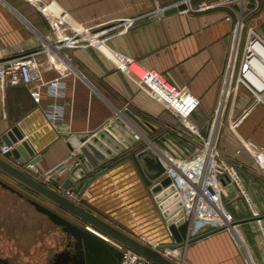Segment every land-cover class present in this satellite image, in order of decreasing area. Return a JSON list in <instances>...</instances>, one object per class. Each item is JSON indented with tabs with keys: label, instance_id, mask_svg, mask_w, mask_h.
<instances>
[{
	"label": "crops",
	"instance_id": "1",
	"mask_svg": "<svg viewBox=\"0 0 264 264\" xmlns=\"http://www.w3.org/2000/svg\"><path fill=\"white\" fill-rule=\"evenodd\" d=\"M173 1L0 0L2 59L38 50L45 36L59 34L66 21L51 11L50 3L64 10L68 20L80 27V34L73 28L70 33L75 37L82 35L64 46V53L73 65L70 72L45 70L34 80L33 86L42 93L40 102L34 101L30 87L24 83L6 85L0 91V137L19 124L37 151L46 149L38 164L41 169H48L70 154L74 155V161L80 155L78 149L72 152L68 148L62 134L95 135L118 116L154 140L167 130L185 129L129 71L125 66L128 60L153 69L174 86H187L198 99V105L188 116V124L207 135L218 100L236 81L239 64L232 69L233 52L236 49V61H240L249 38L248 31L244 35L238 33L244 5L249 8L250 25L264 40V0H209L223 4L151 18ZM89 34L98 39L90 41L86 38ZM55 77L66 85L61 99L48 93V81ZM52 103L62 104L64 108L62 121L56 126L46 116V109ZM225 106L218 147L227 159L233 158L235 149L241 148L232 160L241 184L237 180L225 181L223 196L234 221H241L188 243L182 253L178 254V249L162 250L165 256L182 264H264V217L245 220L264 214V174L255 165L251 153L241 147L244 140L256 151H264L260 127L248 130L247 126L249 118H264V103L240 86L235 94L229 92ZM130 113L148 125L150 131L142 130ZM229 118L236 123L241 120L237 133ZM140 150V142L133 143L76 182L73 189L83 193V206L87 210L139 241L152 247L174 243L150 191L155 182L147 178L136 157ZM7 159L14 161L13 157ZM71 167L69 164L61 175L55 174L59 181L68 176ZM4 189L0 185V229L4 227L1 215ZM12 215L9 210L4 216L11 219ZM203 229L209 230L206 221L195 222L190 236L201 234ZM0 245L12 246V241L0 240ZM40 254L34 257L35 264H48L45 254ZM3 255L11 260V255Z\"/></svg>",
	"mask_w": 264,
	"mask_h": 264
},
{
	"label": "built area",
	"instance_id": "2",
	"mask_svg": "<svg viewBox=\"0 0 264 264\" xmlns=\"http://www.w3.org/2000/svg\"><path fill=\"white\" fill-rule=\"evenodd\" d=\"M30 1L35 2L36 0ZM179 2H185L187 4L185 10H188L192 0ZM221 4H223L222 1H203L196 10L212 9ZM50 7L51 11L56 16L62 17L66 23L56 37L49 38L45 36L43 38L42 48L7 59L0 58V91L6 85L24 83L30 87V95L34 101L40 102L42 93L39 87L33 86L34 80L40 78L45 70L56 69L64 74L73 69L70 59L64 53V46L80 39L78 37L82 35L75 37L70 33L74 29L73 31L80 34V27H76L68 20V15L64 10L53 4L51 5V3ZM161 10L159 9L156 13ZM227 18L230 19L231 16L228 15ZM86 38H89L90 41L98 39L93 34L92 36L89 34ZM262 49L264 50V40L256 34H250L240 61H236V49L234 50L231 67L233 69L235 64H239V67L235 84L230 91L232 90L235 94L238 88L242 86L254 94L257 101L264 103V56L261 55ZM42 54H44V57H41ZM125 66L148 92L159 99L185 126V129L167 130L155 140L150 139L145 133L137 131L133 127L132 129L134 130V137L140 142V149L148 145L151 146L165 162L166 171L164 175H170L171 183L179 194V199L182 202L181 207L189 221V231L191 232L193 224L199 220L206 221L209 230L222 226L226 228L233 226L234 218L225 204L223 184L227 180L240 181L236 176L232 160L241 152V148L235 149L233 158L227 159L218 147L224 108H226L225 105L230 91H225L226 93L218 100L214 108L210 131L207 135H202L187 121L189 114L198 105V99L187 86H174L158 72L135 61L128 60L125 62ZM47 89L49 95L56 99L63 98L66 93V85L58 77L48 81ZM63 114V105L59 103H52L46 109V116L54 126L61 123ZM229 119L231 127L236 124V120ZM24 138L27 139L28 136L24 134ZM14 147V144L10 146L2 144L0 154L4 155L6 151ZM241 147H245L251 153L254 163L264 174V151H256L250 142L244 140H241ZM74 159V155L70 154L57 165L48 169H41L38 163L30 160L22 162L14 160L13 163L20 170L25 171L45 185L57 189L71 201L83 206L85 196L81 191L75 189L64 191L60 189L59 185H55L51 181L52 178L59 179L55 174L61 175L68 169L69 164L74 165L78 161V156L75 161ZM91 230L96 232L93 229ZM203 232H205V229L202 230ZM105 239L124 251L121 264H139L145 261L140 254L130 248L122 246L107 237Z\"/></svg>",
	"mask_w": 264,
	"mask_h": 264
},
{
	"label": "water",
	"instance_id": "3",
	"mask_svg": "<svg viewBox=\"0 0 264 264\" xmlns=\"http://www.w3.org/2000/svg\"><path fill=\"white\" fill-rule=\"evenodd\" d=\"M186 8L187 4L185 2H179L162 9L151 18L155 19L166 16L183 11ZM129 115L142 130L150 131L148 125L131 113ZM62 137L65 138V142L72 152L75 149L80 151L78 161L72 165L68 176L63 181L55 178L51 179L53 184L59 185L60 189L64 191L73 189L75 183L81 179H85L88 173H91L94 169L108 161L109 158L126 150L133 143L137 142V139L134 137V130L120 116L116 117L95 135L88 133L68 135L64 133ZM2 144L8 146L14 144L15 147L6 151L4 155L0 154V185L19 197L26 199L38 213L46 216L49 222L64 234L65 247L52 254L48 264H121L124 258V251L105 239V237L140 254L145 261L139 264H182L165 256L162 250L178 249L177 253H182L183 247L188 243L226 228L222 226L190 236L189 221L185 217L184 210L181 207L182 202L179 199V194L171 183L172 179L170 175H164L166 171L165 162L149 145L141 148L136 157L147 178L155 182L150 191L161 210L170 235L175 240L174 243H160L155 247L147 245L118 229L85 207L71 201L57 189L45 185L25 171L20 170L13 162L8 161L7 158L13 157V160H18L19 162L30 160L38 163L42 157V153L46 150L37 151L33 144L24 138V132L19 124L13 125L2 134L0 146ZM3 174L8 176L9 179H15L47 198L56 205L57 209H53L45 203L27 196L26 193L15 188L7 179H4ZM259 205L261 207V204ZM239 207L242 213L246 215L247 213L242 203H239ZM233 210L238 218V213L235 209ZM68 215L79 219L81 223L78 224L73 221ZM263 217L264 214L251 218L246 217L245 220ZM240 221L237 219L233 224ZM0 264L13 263L0 252Z\"/></svg>",
	"mask_w": 264,
	"mask_h": 264
},
{
	"label": "rangeland",
	"instance_id": "4",
	"mask_svg": "<svg viewBox=\"0 0 264 264\" xmlns=\"http://www.w3.org/2000/svg\"><path fill=\"white\" fill-rule=\"evenodd\" d=\"M160 2V0H157ZM164 2H168L170 0H162ZM182 0H174L172 5L178 3ZM184 1V0H183ZM203 1H209V0H192V3L190 5L189 9H198L200 7V4ZM163 7V5L161 6ZM166 8V7H165ZM164 9V8H163ZM249 8L244 5V10L242 11L241 21L239 22L238 26V33L239 34H245V32H249L250 34H256L260 38L262 37L261 33L252 25H250L249 16L247 15V10ZM243 37V36H242ZM262 39V38H261ZM263 103V102H262ZM234 120V119H233ZM241 121V120H240ZM240 121L234 125H232V129L234 132H238V125ZM258 121V123H257ZM248 130L252 129L255 130L257 127H260V132L263 135L264 138V118L263 119H255V118H249L248 119ZM256 165V164H255ZM257 166V165H256ZM4 179H7L9 183L13 184L15 188H18L20 191H23L27 194V196H30L34 199H37L41 201L42 203H45L46 205L50 206L53 209H57L56 205L52 203L47 198L43 197L39 193L33 191L32 189L28 188L27 186L23 185L19 181H16L15 179H12L8 176L2 175ZM4 189L3 191V198H2V218H3V224L7 226L8 229H11L12 227L19 228L18 233L14 234L13 232L9 231L8 235H5V232L3 231L2 235H0V239L3 237V239H6L8 237H17L18 245L14 244L12 242V246L0 245V252L3 254L11 255V260L13 264H35L34 257L39 255L41 252L46 253L45 254V263H49V259H51L52 254L54 251L62 250L65 247V238H62L64 234L50 222V225L52 226L50 229L47 228L46 223H49V220L46 216H44L41 213H38L34 207L29 204L26 199H23L22 197H17L14 194L11 195V193ZM11 210L12 211V217L11 219L6 218L4 216L7 214V212ZM70 219L80 224V220L73 216H69ZM45 222L44 226L40 227V223ZM24 225H26L29 229L28 231H23ZM34 228V229H33ZM16 230V229H15ZM12 230V231H15ZM44 230V231H42ZM30 232V233H29ZM45 233V234H44ZM46 240H45V238ZM43 240L44 242L43 244ZM18 246V247H17ZM18 249H20L18 251ZM41 255V254H40Z\"/></svg>",
	"mask_w": 264,
	"mask_h": 264
},
{
	"label": "flooded vegetation",
	"instance_id": "5",
	"mask_svg": "<svg viewBox=\"0 0 264 264\" xmlns=\"http://www.w3.org/2000/svg\"><path fill=\"white\" fill-rule=\"evenodd\" d=\"M79 220V219H78ZM44 224H45V222H41L39 225H40V227H42V226H44ZM46 225H47V228H51L52 226L50 225V222L49 223H46ZM3 227V226H2ZM45 227V226H44ZM16 229V230H15ZM11 228V229H8L7 228V226H5L4 225V227L2 228V229H0V235H2V233H3V231L5 232V235H8L9 234V231L10 232H13L14 234H17L18 233V229L17 228ZM34 229V228H33ZM52 229V228H51ZM12 230H15V231H12ZM30 231V230H32V229H29L26 225H24V229H23V231ZM16 231H17V233H16ZM42 231H44V230H42ZM30 233V232H29ZM45 234V233H44ZM45 238V237H44ZM62 238H64V236L62 237ZM19 238H17V237H15L14 236V238L13 237H10V239L8 238V237H6V239H3V237L0 239L1 241H3L4 243H7V241H12V242H14V244H16V245H18V240ZM45 240H46V238H45ZM45 240H43V244H44V242H46ZM9 246V245H8ZM18 247V246H17ZM20 249H18V251H19ZM56 251H54L53 252V254L55 253ZM44 254H46V253H44ZM41 255H43V254H41ZM9 261L11 262V263H13L12 262V260H10L9 259Z\"/></svg>",
	"mask_w": 264,
	"mask_h": 264
},
{
	"label": "bare ground",
	"instance_id": "6",
	"mask_svg": "<svg viewBox=\"0 0 264 264\" xmlns=\"http://www.w3.org/2000/svg\"><path fill=\"white\" fill-rule=\"evenodd\" d=\"M261 55H263V56H264V50H263V49H262Z\"/></svg>",
	"mask_w": 264,
	"mask_h": 264
}]
</instances>
